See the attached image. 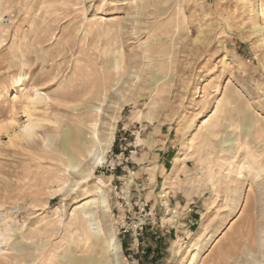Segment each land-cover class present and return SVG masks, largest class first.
Segmentation results:
<instances>
[{
  "label": "rangeland",
  "instance_id": "obj_1",
  "mask_svg": "<svg viewBox=\"0 0 264 264\" xmlns=\"http://www.w3.org/2000/svg\"><path fill=\"white\" fill-rule=\"evenodd\" d=\"M104 88L111 147L74 171L64 136ZM0 232V264H116L110 234L120 264H263L264 0H2Z\"/></svg>",
  "mask_w": 264,
  "mask_h": 264
},
{
  "label": "bare ground",
  "instance_id": "obj_2",
  "mask_svg": "<svg viewBox=\"0 0 264 264\" xmlns=\"http://www.w3.org/2000/svg\"><path fill=\"white\" fill-rule=\"evenodd\" d=\"M0 4H2V0H0ZM23 81H24V78L20 77L19 82L21 83V85ZM106 93H107L106 88H104L102 91L100 90L99 93L95 94L93 98L91 99L92 103H85V101L82 100V102L79 105L80 111H81L79 117L81 116V118L77 120V123L79 125L77 126L75 125L76 130L73 133V136H71V134L69 133H66L64 136V139H63L64 145L66 149L68 150V152H66L68 155L67 162L69 164H72V169L74 171L78 170L80 167H84V168H89L90 172H92L95 166L103 161V156L111 147V144L114 138L113 133L101 131V115L103 112L102 103L104 101L103 98L106 95ZM62 97L65 98L66 95H62ZM51 99H52L51 96L48 95L47 93L46 94L41 93L39 88H35L33 93H28L26 95V103H25L26 107H25L24 112L26 113L27 122L21 126L20 136H23L26 139L34 138V136L36 135V129L37 127L40 126L41 123L39 122L41 121L40 119H36L33 117L31 110H34L32 108H36L37 105H39L40 103L47 102V100H51ZM219 123L216 124V126L217 125L219 126ZM72 139L73 141H71ZM96 190L98 193V198H94L90 202L83 203L82 205L78 206L75 209L76 211H79V210L82 211L83 216L79 217L80 223H83L86 220H92V219H89V217L91 216L109 211V203H108L104 189H102V187H97ZM44 231L46 233H49L51 232V229L45 228ZM3 240H4L3 235L0 232V251H1V244ZM47 241L48 240L43 241L44 243L42 242V244H40L39 249L44 248L45 242ZM106 247L107 248H106L105 253L112 254L113 259L116 261V264H120V254H121L120 245L117 242V239L115 238L114 234H110L109 237L107 238ZM28 248L29 247H23L20 253L24 252ZM237 254L238 253L236 252L232 253L231 257L238 260V258H240V255H237ZM248 254H251L252 256L251 260L254 261V263L247 261V262H244L243 264H260L259 262H257V259L255 255H253L252 252L248 251ZM0 255H1V252H0ZM52 260H53L52 256L50 255L46 259L44 264H49ZM71 261L73 262V264H84V263H80L75 260H71ZM0 262L2 261L0 260ZM87 264H109V262L102 260V259L100 260L90 259L87 261ZM233 264H237V263L233 262Z\"/></svg>",
  "mask_w": 264,
  "mask_h": 264
}]
</instances>
